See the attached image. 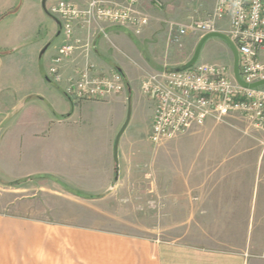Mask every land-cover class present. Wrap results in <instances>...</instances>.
<instances>
[{
    "label": "rangeland",
    "instance_id": "374dc122",
    "mask_svg": "<svg viewBox=\"0 0 264 264\" xmlns=\"http://www.w3.org/2000/svg\"><path fill=\"white\" fill-rule=\"evenodd\" d=\"M41 1L0 0V5L7 2L14 9V12L0 19V54L3 59L0 121L5 117L7 105L25 91L33 89L49 94L47 81L38 72L47 74L50 56L56 53L63 33L55 24L56 16L47 11L56 0H47L45 8ZM207 1L187 0L188 6L196 9L194 19L201 18L200 13L206 15L208 10L204 3ZM180 19L176 21L182 22ZM122 32L125 39L137 48L136 53L132 52L110 36L115 45L112 52L121 63L126 84L131 89L130 116L125 134L134 128L131 140H142L141 144L146 148L153 101L142 94L140 80L144 75L143 70H154L143 62L138 53L150 58L155 53L159 58L167 56L169 49L162 36H158L154 43L143 44L140 36L133 31ZM186 40L187 36H184L180 45L173 44L177 49L173 60L181 65L192 57L199 41L193 40L188 44ZM48 43V48L41 55ZM197 62L232 66V54L224 40L212 37L204 43ZM175 67L166 66L169 70ZM58 85L63 89V83ZM38 102H28L15 119L5 122L0 128V176L24 177L17 181L0 178V214L35 220L50 227H77L170 240L183 232L181 214L175 215L179 217L178 220H166L163 216L167 208L165 197L160 195L161 190H152L151 184L156 188V182L182 181V170L187 160L183 152L233 153L243 157L237 159V170L229 168L223 173L224 180L246 184L245 218L242 219L244 229L248 227L250 230L253 226L256 251L257 248L264 249V151L261 152L257 135L244 133L245 124L239 116L228 118V124L209 119L206 129L197 132L190 141L180 146L175 147L174 139H169L156 146H148L149 152L134 154L136 164H132V167L136 171L128 173L125 185L111 190L107 199L97 200L71 187L90 189L101 180L85 171L89 166L97 170L103 165L106 124L97 120L93 127L85 126L75 113V123L70 129L63 132L56 129L55 136L45 140L41 137L47 127L42 122L48 108ZM81 104H85L83 114H89L91 119L101 110V107H93L91 101L77 102L74 107ZM127 110L128 103L126 114ZM38 119L43 121L39 123ZM18 120L21 126L28 124L24 134L20 133L23 126L21 128L15 124Z\"/></svg>",
    "mask_w": 264,
    "mask_h": 264
},
{
    "label": "crops",
    "instance_id": "0c3cea01",
    "mask_svg": "<svg viewBox=\"0 0 264 264\" xmlns=\"http://www.w3.org/2000/svg\"><path fill=\"white\" fill-rule=\"evenodd\" d=\"M88 1L70 0L80 7H85ZM160 1L163 3L162 7L156 6L154 0H139L140 9L151 16L148 26L138 35L141 43H154L158 36H162L169 49L166 52L167 56L159 58L155 53H152V58L146 54L140 56L138 53L143 62L154 71L169 70L166 68L167 65H176L175 68L181 66V63L173 60L177 55V49L173 46L175 43L169 39L168 26L165 21H176L181 18L182 22H187L189 18L195 16L196 11L188 6L187 0ZM204 5L209 12L213 2L208 0ZM12 12L14 9L9 7V3L5 2L0 5V19ZM200 15L203 18L205 13H200ZM227 28V21L218 23L219 31L223 32ZM122 30L127 31L128 29L108 26L107 38L101 35L93 38L94 49L90 54L93 63L105 69L115 67L123 71L121 63L112 52V47L115 45L110 40V36L132 52L136 53L137 48L125 39ZM75 36L84 37L85 31L76 26ZM185 36H187L188 44L201 38V35L192 33ZM65 42L63 35L61 43L56 48V53ZM47 45L49 46V43ZM55 54L50 56V65ZM2 67L3 59L0 54V76L3 73ZM71 68L72 63L66 62L65 73ZM38 74L45 77L49 94L29 89L16 97L7 105L8 110L4 119L0 121V128L5 122L15 119L14 117L32 100H37L39 105L43 107L46 105L48 108L44 116L45 120L38 119L39 123L43 121L42 124L47 127L41 137L45 140L54 137L56 129L60 132L70 129L77 115L81 117L85 126L93 127V123L100 120L101 124L107 126L103 165L97 170L89 166L85 172L93 173L101 180L90 188L92 191L71 188L80 194L93 196L97 200L107 199L111 190H117L125 185L128 173L136 171L132 167V164H136L134 154L149 152L148 146H154L149 140L153 114L150 115L148 122V146L146 148L141 144L142 140H131L130 135L134 128L125 134L126 126L118 143L120 158L118 157L117 168L114 162L113 146L116 135L126 118V107L131 92L129 85H126L122 93L113 95L106 101H91L94 104L93 107H101L98 114L93 113L94 116L91 119L89 114H83L82 109L85 104L78 107L76 105L75 108L64 94L63 89L48 77V72L43 74L39 71ZM208 121L174 138L175 147L190 141L194 134L206 129ZM15 124L21 128L23 126L20 133L24 134L28 124L23 123L21 126L19 120ZM183 153L187 160L182 170L184 172L182 181L166 182V184L156 182V188L153 184L150 186L152 190H161L160 195L165 197L167 208L163 216L166 220H178L179 217L175 215L181 214L180 219L183 221L181 236L170 240H160L77 227H50L35 220L0 214V264H264V249L257 248L256 251L253 242V226L250 230L248 227L244 229L242 221L245 218L243 210L247 194L246 184L240 181L224 180L223 176L229 168L237 170V159H242L243 156L225 152ZM2 178L8 181L24 179L23 176L17 175ZM196 178L199 179L196 180Z\"/></svg>",
    "mask_w": 264,
    "mask_h": 264
},
{
    "label": "built area",
    "instance_id": "2783aa9c",
    "mask_svg": "<svg viewBox=\"0 0 264 264\" xmlns=\"http://www.w3.org/2000/svg\"><path fill=\"white\" fill-rule=\"evenodd\" d=\"M212 9L203 18L187 22L166 20L169 39L180 45L188 33L203 36L219 31L218 23L228 22L223 31L238 52V74L246 84L264 80V0H212ZM162 7L160 0H154ZM61 21L66 39L48 69V77L64 84L63 92L75 105L81 101H106L122 93L126 80L121 70L105 69L93 63L90 54L93 38H107L108 26H119L139 35L150 23L151 16L139 7V0H89L85 7L68 0H56L47 8ZM79 26L85 36H75ZM72 68L65 73V63ZM142 94L153 101V118L149 134L156 146L185 134L207 120L228 124V118L239 116L244 133L256 136L264 151V84L257 87L240 85L232 66L196 62L182 70H143ZM264 174V173H263Z\"/></svg>",
    "mask_w": 264,
    "mask_h": 264
},
{
    "label": "water",
    "instance_id": "95a60500",
    "mask_svg": "<svg viewBox=\"0 0 264 264\" xmlns=\"http://www.w3.org/2000/svg\"><path fill=\"white\" fill-rule=\"evenodd\" d=\"M46 1L47 0H42L41 1V4H42L43 8H45ZM55 24L58 27V29H61V21L58 18H56V17H55ZM59 33H60V31L57 32V34H59ZM212 37L220 38V39L224 40L226 42V44L228 45L229 50L231 51V54H232L233 74H234V77H235L236 81L240 85L252 88V87H257V86H260V85L264 84V80H261V81H258V82L252 83V84H246L243 81H241V79L239 77V74H238V52H237V49H236L234 43L232 42V40L229 38V36L227 34H225L224 32H221V31H213V32H209V33H206L203 36H201V38L199 39V41H198V43H197V45L195 47V50L193 52L192 57L186 63L181 65L180 67L174 68V70L187 69V68L191 67L193 64H195L198 61V59H199L200 52H201V49H202L204 43L206 42V40H208L209 38H212ZM47 46L48 45H46L42 49L41 55L45 52ZM129 102H130V97L128 98V110H127L125 121L122 124L120 130L118 131V133L116 135V139H115L114 146H113L114 162H115L117 168H118V162H119V159H118V143H119V139H120V136L122 135L124 129L126 128L128 122H129V116H130Z\"/></svg>",
    "mask_w": 264,
    "mask_h": 264
}]
</instances>
